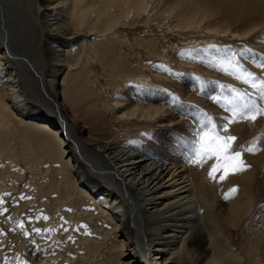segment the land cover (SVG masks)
<instances>
[{"label":"rangeland","instance_id":"1","mask_svg":"<svg viewBox=\"0 0 264 264\" xmlns=\"http://www.w3.org/2000/svg\"><path fill=\"white\" fill-rule=\"evenodd\" d=\"M85 2L86 0H83L82 3ZM150 3L141 16L130 17V14L125 18L124 24L118 23L111 30L101 28L97 35L91 34L97 30H89L87 25L79 28L82 33H87L88 30L90 33L85 37L81 35L77 44L68 51L70 55L64 53L60 56L68 62L73 61L70 63L74 67L73 69L67 65L62 72L64 75L60 89L65 90L67 96L65 107H72V112L78 115L79 124L85 126L90 135L99 139L112 137L116 145L125 149L154 139L159 143H177L181 146L179 127L185 122L191 124L194 121L190 120L189 116L202 112L211 116L222 136L237 137L232 148L234 151H242L243 161L248 162L249 167L242 173L228 175L227 180L232 182L235 178H245L243 182L250 194L251 205L240 225L232 227L226 222L220 224L218 229L221 233L209 248V252L229 254L232 251L225 249V243L234 246L231 247L233 249L246 250L249 248V237L250 249H256L259 255L255 260L252 258L249 264H264V159L254 164L249 161L247 151L242 150V146H251L254 139L258 144L264 138V115H258L260 122L252 133L246 135V125L241 124L238 130L232 128L235 127L234 123L225 131L219 128V125L225 123V117H230L231 114L221 104L214 103L207 95V90L211 96L221 97L222 102L231 98L232 88L249 93L250 98L260 106H264V100L258 95V89H252L241 80L225 74L218 68L210 67L199 59L190 58V54H199L204 61L214 60L224 57L227 52L250 48L252 52L239 58V62L258 78L264 79V68L256 66L258 63H264V0H150ZM184 4L188 6V11L183 10ZM188 14L194 17L195 23L191 27L181 29L179 22ZM83 40L93 48L90 50L91 47L86 44L81 45ZM97 41H101V44ZM96 44H99L97 49L94 47ZM28 58L31 69L45 73V76L47 66L39 65L31 51ZM76 58L78 61L74 64L72 59ZM137 74L141 79L131 78ZM20 76L22 81H33L32 87H23V95L25 98L29 95L31 100L27 99L32 106H38L34 98L43 94L45 86L35 81L33 71L28 70ZM188 80L194 81L198 86L200 84V89L191 88L186 94L184 81ZM137 85L140 89L143 87L141 90L149 88L157 91L170 99L171 103L173 97H178V102L172 103V107L177 111L173 116L179 115L176 118L180 123L174 125L173 121L169 122L173 132L160 128L157 120L133 119L118 126L115 118L121 106L114 107V98L121 94L120 92L128 90L131 86L138 87ZM31 88L34 91H29ZM163 118L167 120L171 117L165 115ZM243 121L245 124L249 120ZM15 123L18 127V123ZM201 125L202 118L197 124L194 123L197 132ZM17 137L18 134L0 151V264H125L129 261L125 259L127 251L120 242L119 231H114L113 222L96 218L95 215H87L89 212L84 213L80 209L78 213H81V216L74 218L69 214L67 204L56 205L52 200H47L40 187L50 183L47 180L49 176L35 174L37 170L46 169V157L39 156L37 148L31 150ZM263 146L264 144L259 149L264 151ZM214 162L212 160V164ZM191 170L200 208L205 210L203 182L208 185V181L201 179L198 171ZM225 188L227 187H223L224 190ZM215 197L216 201L226 200L221 191ZM33 229L41 231L36 233ZM46 229L52 231H45ZM193 247L187 246V249L194 253ZM197 260V254H184L179 259L182 262L180 264H198ZM230 262L231 257L227 258L226 264Z\"/></svg>","mask_w":264,"mask_h":264},{"label":"bare ground","instance_id":"2","mask_svg":"<svg viewBox=\"0 0 264 264\" xmlns=\"http://www.w3.org/2000/svg\"><path fill=\"white\" fill-rule=\"evenodd\" d=\"M82 2L83 0H0V151L18 134L17 138L21 143L31 150L37 148L39 156L45 155L46 169L35 172L41 176H49L47 180L50 183L40 187L41 192L49 202L52 200L56 205L67 204L69 214L74 218L81 216L78 213L80 209L84 213L89 212L87 215L113 222L114 231H119L120 242L127 251L125 259L129 261L125 264H180L182 262L179 259L184 254H197L198 264H226L229 257L230 264H249L252 258L255 260L259 256L256 249H250L249 237V248L246 250L233 249L231 247L234 246L225 243V249L233 253L209 252L221 233L218 229L220 224L226 222L232 227L240 225L250 209L251 198L243 182L245 178L242 181L235 178L232 182L227 179L218 182V173L217 181H213L208 178L212 160H208L203 166L186 162L191 142L197 134L194 123L200 122L202 114H192L189 116L190 120H194L191 124L185 122L180 125L181 132L178 135L182 137L181 146L177 143H159L153 138L154 140L125 149L116 145L112 137L99 139L90 135L85 130L86 127L79 124L78 115L72 112V107L66 109V93L60 89L64 75L62 72L67 65L73 67L70 63L73 61L68 62L60 56L64 53L70 55L68 51L77 44L81 35L85 37L90 33L89 30H97L91 33L95 35L101 28L111 30L118 23L124 24L125 18L130 14V17L141 16L150 6V0ZM184 6L183 10H187L188 6ZM47 16L50 18L45 19ZM129 21L132 22L131 19ZM180 21L181 29L195 23L191 14ZM86 25L90 27L88 32H80L79 28ZM97 42L101 44V41ZM85 44L87 45L83 40L81 45ZM99 44L94 47L99 48ZM29 51L34 53L39 65L47 66V77L44 76L45 73L31 69ZM72 60L74 64L78 61L77 58ZM28 70L33 71L35 81L45 86L43 94L34 98L38 106H32L28 100L29 95L26 98L23 95V87L33 86L31 79L22 81L20 76ZM137 75L130 77L141 79ZM199 87L200 84L198 86L192 80L184 81L186 94L191 88L200 89ZM141 89L139 86H131L114 98V107L121 106L115 118L118 126L133 119L157 120L160 128L173 132L169 122L173 121L176 125L180 121L176 118L179 115L173 116L177 111L173 109L171 100L153 89ZM31 90L34 91L33 88L29 89ZM207 92L211 97L209 90ZM165 115L171 118L165 120ZM259 122L258 116L255 121H247L245 124L243 120H238L232 128L238 130L241 124L246 125L247 135L255 130ZM199 128H203V125ZM254 140L250 145L257 150L247 152V155L249 161L256 164L264 159V151L259 149L264 144V138L258 140V144ZM191 169L198 171L201 179L208 181V185L203 182L205 210L200 208ZM223 187L228 189L224 190ZM233 187L237 191L229 194L228 199L215 200L219 191L224 196ZM187 246H195L194 253Z\"/></svg>","mask_w":264,"mask_h":264},{"label":"snow or ice","instance_id":"3","mask_svg":"<svg viewBox=\"0 0 264 264\" xmlns=\"http://www.w3.org/2000/svg\"><path fill=\"white\" fill-rule=\"evenodd\" d=\"M251 52L252 49L245 47L238 52H227L220 59L204 61L203 57L199 54H190V58L193 60L199 59L201 62L207 63L208 66L218 68L225 74L241 80L252 89H258V95L264 100V79L258 78L255 73L249 71L239 62V58ZM181 55H184V53H181ZM256 66L264 68V63H258ZM231 92L233 93L231 98L223 102L219 96L209 97L214 103L221 104V106L225 107L231 114L230 117H225V123L219 125V128L226 131L229 125L236 123L238 120L255 121L258 115H264V106L258 105L254 99L250 98L249 93L235 88H232ZM177 102L178 97H173L172 103ZM202 123L203 128L197 132L196 137L191 142V151L189 159L186 162L203 166L208 160H214L215 162L208 170V178L217 181L216 173L220 172L222 174L219 176L218 182L224 181L230 174L246 170L249 165L244 163L242 151H234L232 148V144L237 137L232 135L222 136L220 131H218V126L213 123V118L207 113L202 112ZM205 128L207 131H204ZM242 150L252 153L257 149L255 146H249L247 148H243L242 146ZM236 191L237 189L235 187L231 188L229 193L225 194V199H228L229 194L235 193ZM44 219H47V217H44ZM33 231L39 233L41 230L33 229ZM45 231L52 230L46 229Z\"/></svg>","mask_w":264,"mask_h":264}]
</instances>
